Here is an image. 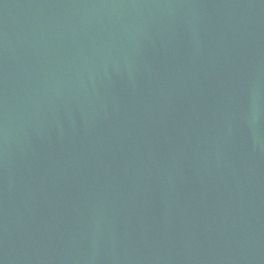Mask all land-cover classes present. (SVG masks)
Listing matches in <instances>:
<instances>
[{
  "label": "water",
  "instance_id": "obj_1",
  "mask_svg": "<svg viewBox=\"0 0 264 264\" xmlns=\"http://www.w3.org/2000/svg\"><path fill=\"white\" fill-rule=\"evenodd\" d=\"M0 264H264V0H0Z\"/></svg>",
  "mask_w": 264,
  "mask_h": 264
}]
</instances>
